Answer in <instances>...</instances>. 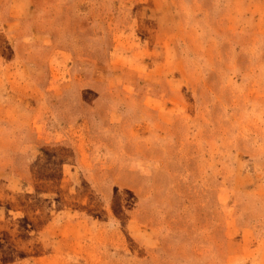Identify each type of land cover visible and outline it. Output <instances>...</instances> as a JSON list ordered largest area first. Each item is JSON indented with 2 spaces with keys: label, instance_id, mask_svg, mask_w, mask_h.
<instances>
[{
  "label": "rangeland",
  "instance_id": "obj_1",
  "mask_svg": "<svg viewBox=\"0 0 264 264\" xmlns=\"http://www.w3.org/2000/svg\"><path fill=\"white\" fill-rule=\"evenodd\" d=\"M0 264H264V0H0Z\"/></svg>",
  "mask_w": 264,
  "mask_h": 264
}]
</instances>
